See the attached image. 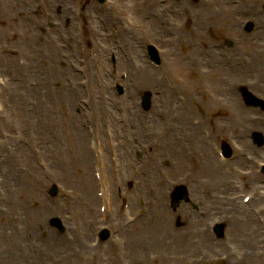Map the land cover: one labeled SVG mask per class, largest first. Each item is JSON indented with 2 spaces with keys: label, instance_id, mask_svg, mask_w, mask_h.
<instances>
[{
  "label": "rangeland",
  "instance_id": "374dc122",
  "mask_svg": "<svg viewBox=\"0 0 264 264\" xmlns=\"http://www.w3.org/2000/svg\"><path fill=\"white\" fill-rule=\"evenodd\" d=\"M254 1H256V4L259 0ZM9 3H11L12 6H9ZM244 3V8L247 9L248 3L245 0ZM138 5L141 6L140 3H138ZM108 9L114 10L117 15L120 16L121 20L125 21V14L122 13V10L126 9L124 0H112L111 3L108 4L107 9L100 11L101 17L106 19L107 22L108 19L106 18V15L108 14ZM90 11L91 9L86 12L89 16L87 19H91V24L89 25L90 32L84 34V47L86 54L88 50L93 53V48L98 46L96 34L99 32L95 33L93 28V25H97L98 21L96 20L95 15H92ZM228 16L230 19L234 18L233 12L231 11ZM110 23L111 22H108V24ZM19 35L20 39L18 41L17 37ZM80 35V0H60L59 2L53 0H0V136L2 134V126L5 129L4 136L9 137L8 132L14 134L17 124L22 123L25 126L24 135L25 138H27L26 143L29 144V130H31L30 126L33 125L32 123L34 122L37 126V130H39L41 134H45V137L40 139L42 147L45 148L44 151H41L40 148H38L35 156L33 150H29L27 146H25L23 150L15 151L16 168L14 169V174L16 181L19 182L18 188L22 193L17 196V204H15L14 207L19 206V209L24 212L20 221V226L25 227V230H21L20 234L24 238V243L29 245H24L22 252L31 254V257H27L21 264H34L33 261L35 260V254H32L30 251L32 246L35 248L36 246L44 248L45 245H48L47 239L49 235L52 234L50 232V227L48 226V218L50 216L57 213L60 214L62 211L63 213H65L66 210L69 211L70 218L68 216L66 221L70 225L80 226V232L81 230L82 232L88 230V227L90 226H96L94 218H91V214L93 213L96 214L97 223H103L101 218L103 220L105 218L109 219L107 215L108 213L99 214L100 201L97 197V192L100 188L94 179L95 172L92 166L93 150L95 148L96 153L100 154L101 157L109 156V151L118 150L122 144H125V141H119L118 139L117 141H114V138L109 141L107 137L101 134L100 136L95 137L96 143H93L94 146H91L87 135L84 134L82 156H84L85 162L84 165H81L80 97L86 94L88 97L92 98L93 91L98 90L102 97L105 96L104 100L106 106L100 107L104 114L110 111V105L116 106L115 103H123L122 100L118 99L123 97L117 95L114 84H98V82H95L93 79L92 61L90 63L86 62L85 64V71L88 76H85L82 84L83 87L80 90V80H82L79 74ZM100 35H102L101 32ZM111 36L114 37V34ZM14 49H18L21 57L28 61L26 62V66L21 67V71L14 69V67H19ZM104 49L109 50L110 47L105 46ZM29 53L34 56L31 59V62L28 58ZM108 57L109 55L107 53L106 56H104L105 61H108ZM36 60L40 63L37 64L35 72H31L30 67L34 64L36 65ZM22 64H25V61H23ZM61 64L67 65L68 84H64L67 81V78L64 76L66 75V70L62 68ZM107 67L108 66L105 68ZM24 75H29L30 77L33 76L35 78H39L40 75L47 76V83L39 84L37 87L39 92H43V95L40 96L38 92L35 99L30 100L29 95H24L25 98L23 100H16L15 89L13 88V78ZM245 81L247 82L246 79L244 82ZM56 82L59 84H55ZM150 82L147 87L141 86L142 89L146 88V91L150 90L153 85ZM224 84H226L224 85L225 89L228 90V84ZM181 86L182 89L177 90L179 94L181 91L182 94L186 93L189 96L191 90H198L200 93L198 99L192 100L187 106L190 115L186 118V122L188 125H193L192 118H198V116L203 114L200 110L193 107V105L203 102L202 97L207 101H210V99L204 92V87H202L203 84H183ZM211 86L213 90L215 88L214 91L217 93V98L211 100V102H218L219 98L221 99L226 96L217 91L214 84H211ZM80 91H82V93H80ZM220 94H223V96H220ZM177 95H175V97H177ZM135 97L137 98L138 96L135 95ZM190 106H192L191 109L189 108ZM33 109H35L34 112L31 113L32 115L28 118V114H30ZM36 112L43 115L44 119L42 121L39 120ZM18 113L21 114L22 121L15 116V114ZM220 114H226L229 116L228 118L232 116L230 110L224 112L215 111L213 115L215 124L213 127L223 128V124L221 123L223 121L219 120L217 123L219 119L217 117ZM112 118L118 120L121 116L116 113ZM231 122L232 121L226 123L230 127L225 130L224 135L228 134V132L232 134V131L236 130L233 125L231 127ZM2 123L4 125H2ZM207 126L208 125L203 123L201 126L197 127L200 135H202V140L204 138L202 129ZM114 129L119 132V136L114 137L123 138L121 131L125 132L126 130L120 125ZM46 132L50 134L53 132L52 138L47 137ZM175 134H179V132ZM153 139H155V137L150 141L151 147H154L152 144ZM190 139V137H185L183 138V141L187 145L190 143ZM174 144L168 148L166 152L167 157L164 159L161 158V160L158 158L156 161L151 159L150 162L146 163L144 166V171H146L147 175L150 177L148 184L145 186H147L148 189H152L151 193L154 195H158L156 192L158 189L160 190L164 215L162 216V214L157 211L156 204L154 205V203H151L149 204V215L141 219L136 226L131 227L134 230H139L143 226L164 223L169 227L168 231L162 235V237L164 236L165 244L166 241H176L178 238L176 237L173 240L170 238V236H173L172 233L174 232L173 228L175 227V223L170 219V217L172 218L173 213L170 211L166 203L169 190L179 181V179L188 176L189 179L184 182V184L190 187V192L193 193V190H195L197 193L202 194L204 191L203 188L206 186V180L203 179V175L200 172H197L194 168H190L195 165L196 159L201 158L203 153L201 149L193 148L191 152H189L188 146L185 148L183 145H179L178 150L181 155H183V160L185 162V165H181V163L179 164L180 161L178 162L175 157L176 149L173 151ZM145 146H148L147 143H145ZM186 149L187 153L189 152L192 156L189 157V159L185 158V154H187L185 151ZM34 157L36 158L34 159ZM53 162L55 165L52 166ZM164 163H171L173 164V167H166ZM174 164L176 166H174ZM62 166L63 169L67 171L66 175H64L66 172L62 173L61 171ZM123 169L125 170L126 179L129 178L130 174L127 173L125 167H123ZM11 174H13V172H10V175ZM47 177L55 178L62 182L59 191L60 196L55 199L56 201H50L47 197V190L49 186H51L50 180L46 179ZM231 179L232 177H230V180ZM88 181L91 182L90 190L88 189ZM193 181L195 182L193 183ZM107 187L109 190L106 188L105 190L106 193H109L110 202L114 200L113 208L118 210L123 204V202H119L121 197L122 199L125 197L123 194L119 196V188L121 189V185L119 183L117 185L115 182H108ZM135 189L137 188L135 187ZM0 190L4 191L1 186ZM140 193L141 188L138 189L135 194L125 192L126 196L134 201L129 202V214L135 213V210L140 205V202H138ZM114 194L116 200L114 199ZM94 195L96 196V200L92 197ZM192 195L193 199H195L196 194L194 193L191 194V196ZM189 214L190 213H188V215ZM10 219L13 224L12 214L10 215ZM36 226H40L44 232H40ZM30 228H32V231ZM198 228V226L193 227V233L197 234L199 230L196 229ZM155 235L157 236L158 233H149V236L152 239H154ZM153 250L155 249L150 248V250L146 251L144 254L146 257L140 255L138 259H135V262H140L141 260L148 261L149 254ZM190 250L191 248L188 247L182 252L184 255L190 256L192 251ZM226 250L225 246L224 252ZM45 251H47V255L39 257L41 259H39L40 264H43L41 262L45 261L47 264H57L55 262L57 258L59 260L60 258L65 257V254L62 253L61 250L49 253L45 248ZM168 252H173L176 256L179 253L177 249H172ZM221 252L218 253L221 254ZM19 257L20 255L18 258ZM204 257L205 256L201 254H197V263L204 264V262H201ZM45 258L49 259L43 260ZM176 261L177 259H175V262ZM58 262H60V260ZM170 262L172 261L170 260ZM61 264L67 263L63 262Z\"/></svg>",
  "mask_w": 264,
  "mask_h": 264
},
{
  "label": "bare ground",
  "instance_id": "6f19581e",
  "mask_svg": "<svg viewBox=\"0 0 264 264\" xmlns=\"http://www.w3.org/2000/svg\"><path fill=\"white\" fill-rule=\"evenodd\" d=\"M183 115H184V113H182V116ZM235 125H237V124L235 123ZM216 165H218V164L216 163ZM216 165H215L214 160H213L211 163V167H210V171H212V173L214 174V179L209 182L211 188H213V186L215 185V183L213 181L214 180L216 181L217 179H219V171H218V167ZM11 167H12V172H13L15 169L13 158L11 160ZM90 185H91V182L88 181V189L90 188ZM7 186H9L8 190L10 193L9 205L10 204L12 205V203L14 204L15 201H17L16 196H17V193L19 192V188H18L17 183L14 179L10 180V182L7 181ZM158 191L160 194V190H158ZM12 211H13V209H12ZM157 211L160 212L161 214H163V203L161 200V194H160V199L157 202ZM207 214L209 215V214H211V212L208 210ZM244 214H245V217L247 218V220H249V221L247 222L246 225H244L243 221L239 217H237V223L239 224V228L234 233L235 238L238 239L239 241H242L241 236L244 234L245 231H250V232L254 231L255 234L257 233V229L254 228V226H255L254 219H252V217L250 216L249 213H244ZM7 216H9V215L8 214L6 215V213H3V216H2L3 220L6 219ZM197 222H200V220L197 219ZM156 226L159 230H166L167 229V226L164 223H162V224L158 223ZM36 227H38V229H41L40 226H36ZM186 227L187 226H185L182 230L175 231L174 235H175V237H178L180 239L189 238L190 244H192V238L188 234ZM0 228L7 231L8 236H9V242L4 243L3 242V236L1 235V231H0V264H21V262H19V260H17V258H16V252L19 249V246L24 242V240L20 237V233L15 228V226L14 227L12 226V221L10 220V217L6 222H0ZM52 232H53V234L55 233L54 230H52ZM137 240H138V238H137V236H135V242H137ZM157 243H160V241H157ZM79 245H80V242H79ZM81 245H83L82 247H84L85 246L84 242H81ZM216 246H220V248H217V249H222L223 244L215 245L213 243V241H211V239L209 238V235H203V238L200 241V243L198 245H196L197 250L202 255H206L210 251H217V249H215ZM48 248L52 249V246L49 245ZM38 253H39V250L36 253L37 257H38ZM27 257H28V255L24 254L22 261H24ZM69 261L73 264L78 263V261L75 258H72ZM162 264H165V263H162Z\"/></svg>",
  "mask_w": 264,
  "mask_h": 264
}]
</instances>
